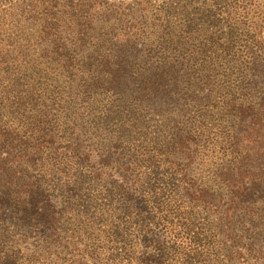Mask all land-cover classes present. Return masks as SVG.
I'll return each instance as SVG.
<instances>
[{
	"label": "trees",
	"instance_id": "16d2710c",
	"mask_svg": "<svg viewBox=\"0 0 264 264\" xmlns=\"http://www.w3.org/2000/svg\"><path fill=\"white\" fill-rule=\"evenodd\" d=\"M132 2L0 0V264H264V0Z\"/></svg>",
	"mask_w": 264,
	"mask_h": 264
},
{
	"label": "rangeland",
	"instance_id": "374dc122",
	"mask_svg": "<svg viewBox=\"0 0 264 264\" xmlns=\"http://www.w3.org/2000/svg\"><path fill=\"white\" fill-rule=\"evenodd\" d=\"M146 1L141 4V8L138 9L139 13H141V17L147 24V30L151 31V34L157 29L159 25L163 22L161 18H166L167 21L171 24V26H180L183 25L186 21V14H195L197 10L201 12L204 11L206 5L208 4V0H144ZM132 0H120V3L129 4ZM133 3V2H132ZM174 9L176 15L170 13ZM136 14V15H137ZM195 17V16H194ZM169 19V20H168ZM198 21V20H197ZM165 24V23H164ZM256 55V53H255ZM257 58V56H255ZM219 80V79H218ZM218 95H220L218 93ZM155 106H151L148 110L149 114L153 116V110ZM195 110L196 115L199 116L201 114H210L216 115L218 108L213 106L212 104H208L204 107H196ZM207 120V132L210 133V137H214L215 134L218 133L221 124L217 120V117L214 116L213 118H208ZM1 231L3 226L0 225ZM4 230V229H3ZM6 231V230H5ZM4 233V231H3ZM7 235H10L8 231H6Z\"/></svg>",
	"mask_w": 264,
	"mask_h": 264
}]
</instances>
